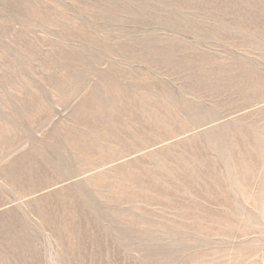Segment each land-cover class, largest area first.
<instances>
[{
	"label": "rangeland",
	"instance_id": "rangeland-1",
	"mask_svg": "<svg viewBox=\"0 0 264 264\" xmlns=\"http://www.w3.org/2000/svg\"><path fill=\"white\" fill-rule=\"evenodd\" d=\"M0 264H264V0H0Z\"/></svg>",
	"mask_w": 264,
	"mask_h": 264
}]
</instances>
